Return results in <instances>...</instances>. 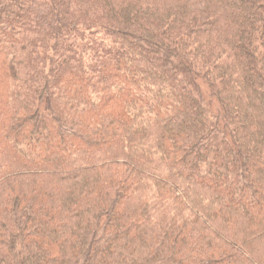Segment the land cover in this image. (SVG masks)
<instances>
[{
	"label": "trees",
	"instance_id": "16d2710c",
	"mask_svg": "<svg viewBox=\"0 0 264 264\" xmlns=\"http://www.w3.org/2000/svg\"><path fill=\"white\" fill-rule=\"evenodd\" d=\"M0 264H264V0H0Z\"/></svg>",
	"mask_w": 264,
	"mask_h": 264
}]
</instances>
